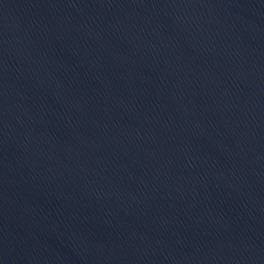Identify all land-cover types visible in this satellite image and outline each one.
<instances>
[{
	"label": "water",
	"instance_id": "95a60500",
	"mask_svg": "<svg viewBox=\"0 0 264 264\" xmlns=\"http://www.w3.org/2000/svg\"><path fill=\"white\" fill-rule=\"evenodd\" d=\"M0 264H264V0H0Z\"/></svg>",
	"mask_w": 264,
	"mask_h": 264
}]
</instances>
